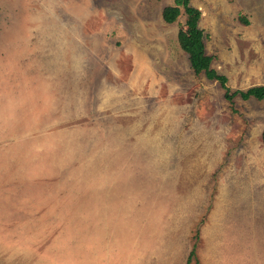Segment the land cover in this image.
<instances>
[{
    "label": "rangeland",
    "instance_id": "1",
    "mask_svg": "<svg viewBox=\"0 0 264 264\" xmlns=\"http://www.w3.org/2000/svg\"><path fill=\"white\" fill-rule=\"evenodd\" d=\"M175 5L0 0V264H264V101L195 74ZM191 5L264 85V0Z\"/></svg>",
    "mask_w": 264,
    "mask_h": 264
},
{
    "label": "trees",
    "instance_id": "2",
    "mask_svg": "<svg viewBox=\"0 0 264 264\" xmlns=\"http://www.w3.org/2000/svg\"><path fill=\"white\" fill-rule=\"evenodd\" d=\"M181 7L189 16L188 25L189 33L181 31L179 34V43L181 48L188 54L190 64L195 74L204 73L209 80L217 81L225 90L224 97L227 101L235 104V99L240 97L242 100L255 99L264 101V85H256L247 90L232 91L228 86V77L220 74L212 68L213 56L206 52L204 30L200 28L201 11L191 5V0H176L175 6H168L163 10V19L167 24L175 23L181 15ZM247 22V21H246ZM248 23V22H247ZM262 140L264 145V130L262 132ZM196 254V244L194 245L187 264H190L192 257Z\"/></svg>",
    "mask_w": 264,
    "mask_h": 264
}]
</instances>
